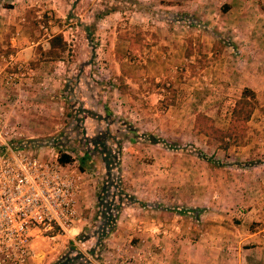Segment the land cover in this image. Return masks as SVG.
<instances>
[{
	"label": "rangeland",
	"instance_id": "374dc122",
	"mask_svg": "<svg viewBox=\"0 0 264 264\" xmlns=\"http://www.w3.org/2000/svg\"><path fill=\"white\" fill-rule=\"evenodd\" d=\"M245 88L253 110L222 148L197 115L225 130ZM17 141L77 170L91 150L77 238L97 229L99 250L137 253L131 264H264V0H0V149ZM68 237L34 233L28 264L63 260Z\"/></svg>",
	"mask_w": 264,
	"mask_h": 264
},
{
	"label": "built area",
	"instance_id": "2783aa9c",
	"mask_svg": "<svg viewBox=\"0 0 264 264\" xmlns=\"http://www.w3.org/2000/svg\"><path fill=\"white\" fill-rule=\"evenodd\" d=\"M82 173L44 158L28 141L1 143L0 264H28L35 233L68 232L77 219Z\"/></svg>",
	"mask_w": 264,
	"mask_h": 264
},
{
	"label": "crops",
	"instance_id": "0c3cea01",
	"mask_svg": "<svg viewBox=\"0 0 264 264\" xmlns=\"http://www.w3.org/2000/svg\"><path fill=\"white\" fill-rule=\"evenodd\" d=\"M99 19H101L100 21L104 22V23H106V21L110 22V21H108V19H110V16H107V15H105L104 18H99ZM29 47H31V45ZM25 48H24V50H25ZM28 142H31V141H28ZM101 151L102 150H100L99 152H101ZM102 162L105 166L104 161H102ZM106 167H107V165L105 166V168ZM89 182L91 183V180L84 179L81 183V189H80V192H79L78 197H77L78 215H77L76 221L73 223L72 227L68 230V236L69 237L67 239V242L70 241V244H69L70 248L66 247L67 248L66 249L67 250L66 251L67 252L66 257H69V258L74 257L75 256L74 254H76L77 252H82V253H84L86 258L92 264H123V263L124 264H131V263H135L136 260H134V259H136L137 257L139 258V255H137V253H136V255H133L135 253L131 254V253H121L119 251L115 252V251L99 250L97 248V246L101 244L102 240H101V238L99 239V236H95L97 229H95L92 232H89L86 238H77V234L80 232V230L83 228V226H85L87 223V218L85 217L86 210H84V208L88 207V205L90 204V201H91L90 200V195H91L90 193L92 192V187H90ZM141 208H143V207H141ZM124 209H125V207L118 208L117 213L115 215V217H116L115 222L117 221L118 218L121 219V217H122L121 215L124 212ZM149 209L151 212H153V214H154V212H158V215H156L155 218H152V219L146 218L145 219L147 226L154 228L158 224L157 216L161 215L162 211L154 209V207H151ZM102 219H104L103 221H105V218H102ZM132 220L137 222V221H141L142 218H140V217L131 218L130 222L133 224ZM162 221H164V220H162ZM162 221H161V223H162ZM100 227H101V225H100ZM99 228H98V230H99ZM115 232H116V230L113 231L112 229H110L109 231H107V235L113 236V237L117 236L116 238L120 239L121 237H119L118 234ZM102 234H103V232H100V235H102ZM152 236H153V234H151V238H152ZM38 243H40L39 239H37V240L33 239L31 241L30 253L32 252L33 255L36 254L38 251ZM63 246H65V244ZM90 249H92L94 252L93 256L91 255V253L89 254ZM33 255H32V257H33ZM160 259L162 260V261L159 260V262H161V264H162V262L163 263L167 262V261H163L162 257ZM49 260L50 261H47L45 264H49V263L53 262L55 260V257L53 259H49Z\"/></svg>",
	"mask_w": 264,
	"mask_h": 264
},
{
	"label": "trees",
	"instance_id": "16d2710c",
	"mask_svg": "<svg viewBox=\"0 0 264 264\" xmlns=\"http://www.w3.org/2000/svg\"><path fill=\"white\" fill-rule=\"evenodd\" d=\"M61 41H62V37L60 34H56L54 36H52L51 38V41H50V47L51 46H60L61 45ZM253 93L251 91H249L248 89H243L241 91V94L239 96V98L235 101V104L234 106L232 107L231 109V112H230V122H231V126L227 127L225 130H220V129H217L215 127H213L212 125L208 124L207 123V118L204 117V115L202 114H198L197 115V121L200 119L201 122L200 126L203 127V131L208 133L209 135H211L212 137H214L215 139H218V144L220 147L222 148H225L229 142L228 138L231 137V132H233L234 130H236V127L239 125V126H242L243 123H245V121L250 117V114L253 110ZM198 123H196L197 125ZM128 134H131V133H128ZM125 135V134H124ZM125 136H128V139L130 141H133L134 140V136L132 135H125ZM151 142H154L155 141V137L152 136V135H148V138ZM93 143H96L97 146H98V142L97 141H93ZM171 147V146H169ZM95 148V147H94ZM101 150H102V154L104 155V157H102L104 163H105V166L108 164V161L106 160L108 157V155L110 154V149L108 147H105V145H103V143L101 142ZM89 150V151H88ZM90 149H87L83 152V154L81 156L78 157V165H77V168L78 170L80 171H83L84 170V164L85 162L89 159L90 157ZM128 152L130 154V156L132 158H145L146 155L141 152V151H136L135 149L129 147L128 148ZM73 160V158L65 153V152H62V151H59L58 152V156H57V161L59 164H66V163H69ZM106 169L108 170V167H106ZM122 204V200L121 198L119 200H117V202H115V204H113V208H120ZM109 205L110 203H107L105 206V210H107L109 208ZM145 204H142L141 203V206H143ZM101 214V217L102 218H105L106 221L105 222V225L109 227L108 230H110L111 228V224L114 222L112 221V219L114 218L113 217H109V216H106L104 211H101L100 212ZM89 252H91V250H89ZM76 261H75V257H65L63 260H58V261H55L51 264H75Z\"/></svg>",
	"mask_w": 264,
	"mask_h": 264
}]
</instances>
